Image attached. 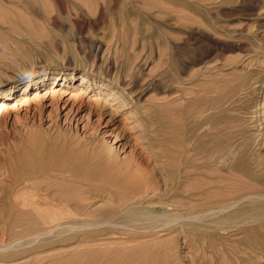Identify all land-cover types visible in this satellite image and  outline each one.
Segmentation results:
<instances>
[{"label": "rangeland", "instance_id": "374dc122", "mask_svg": "<svg viewBox=\"0 0 264 264\" xmlns=\"http://www.w3.org/2000/svg\"><path fill=\"white\" fill-rule=\"evenodd\" d=\"M0 59V77L64 62L118 75L127 102L114 100L110 135L108 115L75 123L39 109L32 92L48 82L1 109L0 245L18 243L0 264H264V214L245 232L230 223L264 210V0H0ZM110 90L91 95L112 102ZM147 187L175 209L235 203L216 224L140 237L123 214ZM38 215L68 226L23 241Z\"/></svg>", "mask_w": 264, "mask_h": 264}, {"label": "bare ground", "instance_id": "6f19581e", "mask_svg": "<svg viewBox=\"0 0 264 264\" xmlns=\"http://www.w3.org/2000/svg\"><path fill=\"white\" fill-rule=\"evenodd\" d=\"M0 62H1V59H0ZM64 63H62L60 66H56V65H54V66L50 65L49 66V65H43L40 63H31L28 66V68L25 67V68H22L21 70H18V71L8 70V72L4 76L0 77V111H2L4 108H6L8 106V105H6L7 102L14 97L15 92H17L18 89L20 88L22 90L21 94H18V96L15 95L16 99L14 100V103L12 104L14 108H16V106H20L21 104L24 105L23 103L26 104V102H28L29 100L34 99L36 101L35 105H37L39 109L49 107V109H48L49 115L52 114L54 111H56L58 115L62 114L70 122L74 120L76 123L78 121V119H80L79 114L83 110L86 111L85 114L88 116L87 118H90L91 116L95 115V119H94L95 122L96 121L102 122L105 115H108V118L106 119V121L104 123V126H106V128H104V130H103L104 133H107L111 129L110 126H112V123L110 122L112 119H110V118L113 117L112 114H113V112H115L114 111L115 108L112 106V104H114L117 101V98H120V100H121V98H123L122 95H124L123 94L124 91H121V89H123V85L125 84V82H124L125 79L124 78L122 79L121 77H118V75H117L116 78H112L113 80H111L109 77L110 73H108L107 71H106L107 73H103V72L98 73V72H94L93 68L89 69V68H86L85 66H83V68H79V67L73 66L71 63H66V64H64ZM106 70H107V68H106ZM77 73L80 74L79 75L80 82L78 83L79 86L78 87L71 86L73 88L74 87L77 88V92L71 93L70 95H68L69 91L64 86H67V84H69V82H72V80L75 79V77H77V75H76ZM47 82L50 85L44 90V92L39 94V92L34 91V92H32V97L30 99L28 91H29V89H31V86H34V90H36L37 88H41L43 85L47 84ZM113 83L115 85H113ZM105 89H111L110 95L108 96V99L111 98L113 100L112 102H110L108 100H102V99L101 100L103 102H101L100 98L98 99L97 96H96V99L92 97L91 94H97V95L101 94ZM115 99H116V101L114 102ZM121 101H119V102H121ZM122 102H123V104L127 103L125 101V99H123ZM131 103H133V102H131ZM13 107H11V108H13ZM24 107H25V105H24ZM22 109H25V108H22ZM56 117H58V116H56ZM87 123H88V120L84 126H86ZM113 132H114L113 129L111 131H109V135L112 134ZM113 138H114V140L118 139L117 138V132L113 134ZM127 147H129V146L128 145L126 146V144H124V145L120 146L119 149L121 148V149H123V151H125V149ZM138 149H140V148L138 147ZM136 151H137V147L131 146V147H129L128 154H130L131 156H134V153ZM175 189H179V188H175ZM184 189L186 190V188H184ZM188 190H189V188L187 189V191ZM190 190H191V188H190ZM164 191H165V188H164ZM164 191H161L160 187H147L141 193L137 194V197L135 196L134 200L141 201L139 204H141L143 206H141L140 210H136L135 208L126 210V212L123 215H124V217H128V218H126L128 220H126L122 224V226L126 229L141 231L143 234L140 235V237H146V236L154 235V234L159 233L161 231H168L169 232V230L170 229L172 230L173 227L182 226L186 223H195V225H196L199 223V221H201L202 219H205L206 216H208L209 219L214 218L213 221L212 220L211 221L216 224L218 221V220H215V216L217 215V212L227 210V209H229V207L231 208V206L235 203L232 201H224V202L221 201V203H219L218 205L209 206L206 209H202V210L193 209V208L192 209L190 208L189 210L177 209V208L175 209L172 207L173 201H175V200H170V202H169L168 200L163 199L164 197L160 198L162 192H164ZM195 196H196V194H195ZM168 199H169V197H168ZM172 199H173V197H172ZM195 201H196V199H195ZM198 201H196V202H198ZM186 202H185V204H186ZM193 202H194V199H193ZM189 203L191 204V202H189ZM175 204H178V203L175 202ZM153 205L156 206L157 211H154ZM183 205H184V203H183ZM206 205H208V204H206ZM185 206H187V205H185ZM188 206H189V204H188ZM32 211H33V209H32ZM37 212H39V210H37ZM41 212L42 211H40L39 214ZM42 213H44V212H42ZM53 213L55 214L56 212H52V216H53ZM262 214H264V210H257V211L252 212V214L251 213H248L246 215L243 214V216H241V217L234 215L232 218H230V223H233L232 225L235 227L238 226L237 229L242 230V228L250 222H254L256 224V222L258 223L259 221H261V219H262L261 215ZM43 215H46V213H44ZM56 215H58V214H55V216ZM51 217H50V219L48 218L49 220L44 221L45 219L43 220V218L39 217V215H38V219H39L38 223L40 224V227L37 224V218H36L33 221L34 222L33 227L36 226L35 224H37L38 227L36 229H34V231L29 232L30 234H27V236L23 239V241L24 240L36 241V240L44 238L46 236L47 237L53 236V235L55 236V235L60 234L62 229L66 228L68 226L66 224H59L58 222L55 223L53 221L54 218H51ZM57 218L58 217H56L55 219H57ZM111 220H112V216L104 219V221L106 223L115 225V222L113 223L114 220L113 221H111ZM214 221H216V222H214ZM116 224H117V222H116ZM81 226L82 225H80V227ZM256 227H258V225ZM260 227H262V226L260 225ZM30 231H31V229H30ZM175 231H177V230H175ZM180 231L182 232V230H180ZM242 231L245 232V229ZM22 232L24 234L25 231L22 230ZM17 233H19V232H17ZM257 233H258V231H257ZM14 234H15V232H14ZM168 235L170 236L171 233ZM18 236L19 235H17V237ZM171 236H173V235H171ZM186 237H184V238H186ZM193 237H195V236H193ZM192 240H194V239H192ZM20 241L21 240H19V242ZM138 242H139V240H138ZM17 243L18 242L14 241V242L10 243L8 246L0 245V251L6 250L8 248L13 249V248H15L14 246ZM228 243L232 246V244L230 242H228ZM235 244H236V242H235ZM233 246H234V244H233ZM263 246H264V244H263ZM237 249H238V247H237ZM217 250H220V249H217ZM217 252L218 251L215 252V255ZM234 252H236V250ZM242 252L238 251L239 254ZM236 254H237V252H236ZM243 254L244 253H242V255ZM222 255H224V254H222ZM218 256L220 257V255H218ZM219 257H217V259H220ZM228 258H230V257H228ZM11 260H8V261H11ZM14 260H16V259H13L12 261H14ZM223 260H224V258H223ZM15 262H17V260ZM220 262H221V260H220ZM223 263H225V262H223ZM227 263L228 262H226L225 264H227ZM229 263H231V261Z\"/></svg>", "mask_w": 264, "mask_h": 264}]
</instances>
